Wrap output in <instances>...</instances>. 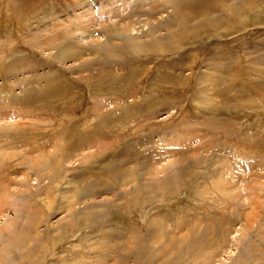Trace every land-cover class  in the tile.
Returning a JSON list of instances; mask_svg holds the SVG:
<instances>
[{
	"label": "rangeland",
	"instance_id": "1",
	"mask_svg": "<svg viewBox=\"0 0 264 264\" xmlns=\"http://www.w3.org/2000/svg\"><path fill=\"white\" fill-rule=\"evenodd\" d=\"M164 1L0 0V264H264V0Z\"/></svg>",
	"mask_w": 264,
	"mask_h": 264
},
{
	"label": "bare ground",
	"instance_id": "2",
	"mask_svg": "<svg viewBox=\"0 0 264 264\" xmlns=\"http://www.w3.org/2000/svg\"><path fill=\"white\" fill-rule=\"evenodd\" d=\"M180 1L181 0H177V1H175L174 3H170L169 1L167 2V1H164L163 3H161V7H153L150 11H151V13L149 14V15H147V16H144L145 17V19L144 20H146L145 21V23H144V26H146V25H151V23L153 24V22H156L157 24H163L162 26H169L170 28H171V23L173 22V19H176V21L175 22H178L179 20H181L180 18H176V16H175V13L177 14V11H176V8H175V13L174 14H172V13H170L169 12V10H172L175 6H173V4L175 5V3L176 4H179L180 3ZM191 1H198V0H191ZM190 1V2H191ZM227 4V7L225 8V6H223L222 8L221 7H219V8H214V9H210L209 11H207V13H211V14H213L214 15V17L211 15L210 17L208 16V18H205V20L203 19V20H201V19H199V18H196V16L194 15V14H185V15H183L182 16V21H183V23H185V24H190V23H192V22H199V24H198V28H196V29H200V28H203L202 30L204 31V32H206L207 30L205 29L206 28V25H209V26H214V27H218L219 25H221V23H224V22H222L221 20H222V16H226L227 15V22H228V20H229V22H232V17H233V15L231 14V13H233V11H236V10H238V9H240V11H241V13H240V15H238V16H240V20H241V16H242V19H244L243 17H246V16H249V14H254V13H257L258 15H259V13L261 12V9H259L260 7H262L260 4L261 3H259L258 4V2L260 1H258V0H224ZM162 2V1H161ZM154 3H156L157 5H158V2L157 1H155ZM189 3V2H188ZM110 4H111V2H110ZM127 5V3L125 2V1H121V2H114V3H112L111 5H108V7H106L105 8V10H103V13H99L98 15H99V17L100 18H104L105 19V21L106 20H108V18H110L111 16H112V14L113 15H116V14H118V13H122L123 12V9L125 8V6ZM203 5V4H202ZM222 6V5H221ZM246 6H248L250 9H249V11H248V13H245L244 11H242V9L244 8V7H246ZM218 7V6H217ZM171 8V9H170ZM210 8V7H209ZM228 9V11H227V13H226V15H222L223 13H225V9ZM234 8H235V10H234ZM137 9V8H136ZM178 10H180V9H178ZM263 10L264 9H262V12H263ZM135 11V10H134ZM137 12V14L135 15L134 13H133V15H131V16H128L127 18H125V19H121L120 21L122 22V21H124V22H128V23H122V24H114V26L116 27V26H118L119 27V30L118 31H116V32H118V33H122V35H124V37L126 38V41L128 40H130V41H136V39L135 38H131L130 37V34L129 33H132V31H134V28L136 27V26H138L137 24L138 23H142L143 24V21L142 20H139V18H141L142 16H143V14H142V12L141 11H139V10H137L136 11ZM229 13H230V15H229ZM95 14V13H94ZM92 15V16H86L87 18H88V21L90 20V17H91V19L93 20V21H96V19H95V15ZM167 14V17H165V15ZM173 16H172V15ZM208 14V15H209ZM241 14H243V15H241ZM261 14V13H260ZM164 15V16H163ZM203 15V14H202ZM171 16V17H170ZM204 16V15H203ZM232 16V17H231ZM133 17H138V20H131V21H129L130 19H133ZM229 18V19H228ZM248 18H251V17H248ZM111 22V21H110ZM175 22H173V23H175ZM182 23V24H183ZM230 24V23H229ZM223 25V24H222ZM212 26V27H213ZM244 27H246L245 26V24H244ZM122 28V29H121ZM186 28V27H185ZM121 29V30H120ZM190 30H192L191 28H190ZM114 31V30H113ZM199 30H195V32L192 30V32L190 33V35H191V37H192V40H194V41H197L200 37H202L201 36V33L202 32H198ZM240 31V30H239ZM238 30H237V32H235V34H238V32H239ZM242 31V30H241ZM168 33V32H167ZM207 33H209V32H207ZM234 33L233 32H231L229 35H233ZM234 34V35H235ZM187 35V34H186ZM120 36V35H119ZM129 39H128V38ZM191 37H190V40H191ZM138 41V40H137ZM193 41V42H194ZM71 48V45H68V46H66L65 45V49H70ZM73 48H71V50H72ZM57 56V58H58V55H56ZM11 61V60H10ZM9 67H10V65H9ZM24 90V92L22 93L23 94V96H22V94L19 96V97H15V98H10L9 99V96H5V98H6V100L5 101H10V100H13V101H15V103H17V102H19V103H24V102H26L25 100H27V98H30L31 100H29V104L30 103H32V101H34V99H32V98H34L35 96H27L25 93L26 92H28V91H26L25 89H23ZM40 90V89H39ZM32 91V90H31ZM35 94V93H34ZM40 95V94H39ZM21 97V98H20ZM5 104V103H4ZM3 104V105H4ZM29 107H30V105H28ZM18 109V108H17ZM15 112V111H14ZM13 114V113H12ZM108 117V116H107ZM107 120V119H106ZM83 140V139H82ZM101 140V139H100ZM105 141V140H104ZM135 156V155H134ZM127 159V158H126ZM145 159H147V158H145ZM111 167V166H110ZM109 167V168H110ZM158 172V171H157ZM111 174H112V182L111 183H115L116 182V179H118V181H119V173L118 172H116V169H114V170H112V172H111ZM131 176H132V174H131ZM134 176V175H133ZM132 176V180H131V182H136V176H134L133 177ZM115 177V181L113 182V178ZM129 177V176H128ZM123 182H124V179L122 180ZM126 181V180H125ZM105 184V183H104ZM124 184V183H123ZM103 185V184H102ZM125 185V184H124ZM136 185V184H135ZM105 186H106V188H107V186L108 187H110V185H108V184H105ZM137 189V188H136ZM52 191V190H51ZM138 191V190H137ZM134 192V191H133ZM77 194V193H76ZM74 214V213H73ZM129 220V219H128ZM158 223V222H157ZM163 225V224H162ZM155 226V225H154ZM164 226V225H163ZM157 227L158 228H162L160 225H157ZM128 228H131V225L130 226H128ZM153 228V227H152ZM135 230V229H134ZM64 231V230H63ZM63 231H61V232H63ZM136 231V230H135ZM153 233V232H152ZM163 233V232H162ZM62 234V233H61ZM154 234V233H153ZM62 236V235H61ZM134 237V236H133ZM58 239V238H57ZM125 244V243H124ZM114 246V245H113ZM131 246H132V244H131ZM196 246V245H195ZM130 247V246H129ZM110 249V248H109ZM141 249V248H140ZM150 249V248H149ZM172 249V248H171ZM133 250V249H132ZM135 250V249H134ZM143 250V249H142ZM187 251V250H186ZM131 252V251H130ZM129 252V253H130ZM143 252V251H142ZM133 253V252H132ZM144 253V252H143ZM187 253V252H186ZM122 254V253H121ZM173 254V253H172ZM158 255V254H157ZM142 257V256H141ZM197 257V256H196ZM137 264V263H136Z\"/></svg>",
	"mask_w": 264,
	"mask_h": 264
}]
</instances>
